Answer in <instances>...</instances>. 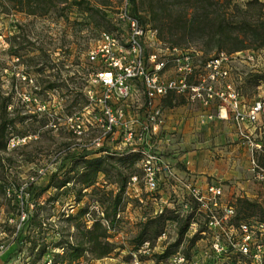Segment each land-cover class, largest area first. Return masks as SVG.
Listing matches in <instances>:
<instances>
[{"label":"rangeland","instance_id":"rangeland-1","mask_svg":"<svg viewBox=\"0 0 264 264\" xmlns=\"http://www.w3.org/2000/svg\"><path fill=\"white\" fill-rule=\"evenodd\" d=\"M78 1L54 0L48 5L45 0H31L13 6L0 0V244L6 246L0 254V264H59L54 252L61 253L67 241L79 238L78 223L89 227L92 218H101L102 212L111 214L119 194L115 180L124 183L109 229L108 240L115 249L108 257L91 259L87 255L77 264H176L175 256L185 257L187 262L181 264H192L196 254L198 264H249L242 256L211 253L213 234L187 187L188 183L194 184L197 176L206 182H220L223 202L231 204L235 212L238 198L264 202V182L256 181L251 174L248 142L238 134L234 123L219 120L215 110V120L206 123L199 119L196 104L179 97L162 100L165 124L152 143L159 145L173 176L162 174L156 192L145 190L140 160L129 157L135 152L129 151L133 146L124 143L121 129L107 142L109 145L104 144L113 152L105 161L107 174L99 173L93 187L85 189L80 184L81 150L93 151L87 159L106 155L98 152L99 147L90 146L100 134L95 122L78 137L72 133L67 118L80 112L87 125L91 111L83 110L85 99L81 94L91 70L86 54L101 31H116L115 19L125 0H108L100 6L102 12L92 6L103 0H90L87 6ZM247 1L234 0L231 4L243 11ZM171 6L172 0H135L137 14L158 30L163 41L196 52L198 59L217 53V44L222 45L220 51L236 56L232 59V77L239 91L251 99L264 95V77H259L262 84L258 83V76L264 75L260 38L239 32L248 48L229 53L225 38L209 36L210 27L215 26L210 21L194 30H178L184 9L177 6L173 12L168 11ZM187 10L192 14V8ZM232 19L236 26L242 25L241 13L232 12ZM251 52L255 54L254 61L246 62L244 58ZM168 100L172 106L166 105ZM142 102L140 93L126 102L128 118L142 115ZM3 120L9 122L4 130ZM252 129H246L248 133L252 131V140L261 142V150L254 157L264 166V117ZM167 138L169 144H165ZM222 171L228 176H223ZM133 175L137 176L134 185L129 183ZM52 176V184L68 182L61 187H47ZM21 188L23 193L19 194ZM21 201L28 218L18 224L11 219ZM83 209L85 213L80 218L73 217ZM159 214L176 215L178 221H166L160 236L135 250L132 242L142 224ZM187 220V230L179 239L178 226ZM235 221L264 222V214L258 212ZM165 249L171 253L161 257ZM204 252L209 254L206 259L201 257Z\"/></svg>","mask_w":264,"mask_h":264},{"label":"built area","instance_id":"built-area-1","mask_svg":"<svg viewBox=\"0 0 264 264\" xmlns=\"http://www.w3.org/2000/svg\"><path fill=\"white\" fill-rule=\"evenodd\" d=\"M115 23L116 31H101L95 45L87 51L91 70L81 91L87 99L83 110L91 112L87 125L80 112L76 117L67 118L72 133L79 137L95 122L100 134L90 146L107 147L111 151V146L104 144L114 139L118 129L123 130L124 143L133 146L129 151L140 156L143 186L154 193L162 174L173 176L159 145L152 143L165 124L162 100L173 96L203 109L217 106L216 117L230 119L238 134L248 142L251 174L256 181L264 182V166L254 157V153L261 150V143L254 142L246 130L255 126L264 114V95L252 100L241 95L232 77V59L236 56L220 51L198 59L196 52L166 43L156 28L142 24L130 14L128 0L124 1ZM254 58L251 52L244 59L253 62ZM139 93L143 96L142 115L128 118L126 102ZM213 117L207 115V119ZM169 142L167 138L165 144ZM136 182L137 176H131L129 183ZM187 187L198 211L205 216L207 229L213 234L211 253L242 256L249 264H264V222H236L233 206L223 202L224 191L220 184L209 182L200 189L188 183ZM5 191L10 195L9 188ZM22 193L21 188L19 194ZM26 218L27 211L21 201L11 221L22 224ZM5 248L1 243L0 254ZM198 255L192 258V264L199 263ZM208 256L207 252L201 253L204 259ZM184 261L187 262L183 256L173 257L176 264Z\"/></svg>","mask_w":264,"mask_h":264},{"label":"trees","instance_id":"trees-1","mask_svg":"<svg viewBox=\"0 0 264 264\" xmlns=\"http://www.w3.org/2000/svg\"><path fill=\"white\" fill-rule=\"evenodd\" d=\"M8 3H11L13 6L18 4H23L25 1L29 3L31 0H2ZM48 5H52L54 0H45ZM59 3H64L66 0H57ZM108 0H103L97 2L98 6H92L93 10L96 12H102L101 5H106ZM234 0H172V6L168 11H174L177 6L183 7V12L181 16V24L178 26V30L185 32L188 30H194L203 24L205 21H210L215 26L210 27L209 36L217 37L218 39H226L228 41V52H237L242 51L248 48L246 42L243 38H239L238 33L241 32L244 36H252L261 39L259 46H264V3L259 0H249L246 2L245 10H239L234 4H231ZM78 4L90 5V0H79ZM129 3V12L131 15L136 17L142 24H146L143 17L137 14L135 7V0H128ZM188 8H192V14H188ZM253 10V12H251ZM241 13L243 21L242 25L236 26V22L232 19V12ZM106 17L110 19L111 15L104 10ZM29 14H34L35 12L29 11ZM113 18V17H112ZM116 28V26H114ZM155 28V27H154ZM203 30L205 29L202 28ZM160 36V35H159ZM175 46V45H174ZM222 45L217 44V52L220 51ZM259 77H264L260 75ZM261 78L258 79L259 85L262 84ZM258 85V84H257ZM52 87V85L50 86ZM258 87V86H257ZM239 89L240 87L237 86ZM241 95L246 96L242 92ZM82 96L85 99V105L87 104V99L83 92L81 91ZM248 97V96H247ZM170 98H173L170 97ZM166 98L164 100L170 99ZM168 106H172L171 101L168 100L166 103ZM9 122L3 120L1 129L4 130ZM105 151V152H104ZM98 152L105 153L103 157L99 158H86L88 155L92 154L93 151L83 148L80 152V160L82 161L83 171L80 173V184L83 188L93 187L97 176L99 173L107 174V168L105 165L106 159H108L113 152H110L107 147H100ZM69 157H73V154H70ZM132 159L140 160L139 154H130L129 156ZM117 174L121 175V171L117 168ZM53 176L50 178V182L47 187L50 185H55L54 187H61L66 184L68 181H63L52 184ZM114 183L118 185L117 189L120 192L124 187V183L115 180ZM31 193V190L29 191ZM28 193V194H29ZM117 194L115 200L112 204L111 214L107 211L102 212V217L92 218V223L89 227H81L78 223L76 225L79 238L75 242L67 241V244L62 246V252H54V257L59 259V264H77L80 259L87 257L91 259H102L108 257L113 253L115 247L108 240L109 229L113 225L115 220V215L117 212V207L119 204L120 196ZM264 214V202H254L250 201L247 198H238L237 199V210L235 219H246L250 215H255L257 213ZM85 213V209L77 212L74 218H80ZM162 213V211H161ZM16 215V214H15ZM112 219L109 220V217ZM15 217V216H14ZM71 217V216H68ZM28 218V217H27ZM26 220L23 222L25 223ZM102 220H104L107 225H104ZM166 221H178L176 215L164 216V214H159L152 219L147 220L142 224V227L139 229L138 233L135 235L132 245L136 250L143 243L152 241L160 236L163 225ZM189 225V220L185 221L184 224H179L178 226V237L179 239L185 234L187 227ZM194 241V240H192ZM171 252L168 249H165L161 257H167ZM56 262V261H55Z\"/></svg>","mask_w":264,"mask_h":264},{"label":"crops","instance_id":"crops-1","mask_svg":"<svg viewBox=\"0 0 264 264\" xmlns=\"http://www.w3.org/2000/svg\"><path fill=\"white\" fill-rule=\"evenodd\" d=\"M256 71V70H255ZM254 71V72H255ZM248 100H252L251 98H249V97H247V96H245ZM254 99V98H253ZM195 106H197V105H195ZM198 107V109H197V114L198 115H200V117H199V119L201 120V121H205L206 123H209V122H213L214 120H215V115H214V113L212 112V111H218V108H217V106H212V107H210V108H208V109H203V108H201V107H199V106H197ZM209 114H212L214 117L212 118V119H207V115H209ZM262 117H264V114H262L261 116H260V119H259V121L255 124V126L257 125V124H259V122H260V120H261V118ZM218 118V117H217ZM219 120H221V121H230V122H232L230 119H224V118H218ZM255 126H253V129L252 130H254L255 129ZM252 128V127H251ZM250 131V130H249ZM248 132V131H247ZM250 133V135L252 134V131L251 132H249ZM252 138V137H251ZM256 142H259V143H261L260 141H256ZM185 156H187V154L186 155H184V157ZM182 157V156H181ZM181 157H178L177 159L178 160H180V158ZM170 162V161H169ZM222 174H224L223 176H225V177H227L228 176V172H224V171H222L221 172ZM207 183H209V182H206V181H203V179H202V177H199V176H197V178L195 179V182H194V185L195 186H197V187H199L200 189H204L205 188V186H206V184ZM213 183H217V184H220L221 185V183L220 182H213ZM222 187H223V185H222ZM224 191V190H223Z\"/></svg>","mask_w":264,"mask_h":264}]
</instances>
